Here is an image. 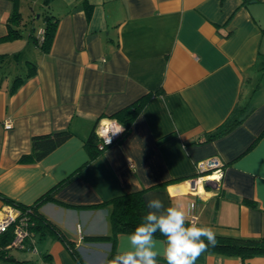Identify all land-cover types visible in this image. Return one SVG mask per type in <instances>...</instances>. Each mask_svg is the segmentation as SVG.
<instances>
[{
    "label": "crops",
    "instance_id": "1",
    "mask_svg": "<svg viewBox=\"0 0 264 264\" xmlns=\"http://www.w3.org/2000/svg\"><path fill=\"white\" fill-rule=\"evenodd\" d=\"M34 1L0 0V210L1 197L38 205L65 241L34 234V252L11 249L13 261L0 264H79L75 255L105 264L122 234L114 243L83 238L110 235L109 202L139 191L146 212L151 198L179 201L187 220L197 206V224L215 235L264 237V2L42 0L25 15ZM14 3L22 36L4 41ZM45 8L58 20L48 52L30 36ZM25 52L27 71L2 75ZM144 96L128 135L90 159L84 144L99 118ZM231 120L229 132L208 139ZM60 130L71 137L34 160L32 137ZM211 157L224 164L222 181L187 193L196 163ZM196 264H264V256L203 252Z\"/></svg>",
    "mask_w": 264,
    "mask_h": 264
},
{
    "label": "trees",
    "instance_id": "2",
    "mask_svg": "<svg viewBox=\"0 0 264 264\" xmlns=\"http://www.w3.org/2000/svg\"><path fill=\"white\" fill-rule=\"evenodd\" d=\"M43 5L47 7L48 1L45 0ZM40 15H42L43 23L41 26L42 35H40V37H37L35 33H32V35L30 36L32 37L35 45L42 52H48L54 39L58 20L46 8L45 11L42 12ZM20 24L21 15L19 13L17 5L14 3L13 9L11 11V14L9 15L6 24L7 34L1 40L12 41L20 38L22 36L21 29L20 27H18ZM30 76L31 74H28L26 75V78ZM15 83L17 84L12 91H15V89L21 83H23V81L21 80V78L17 77L15 78ZM147 99L148 98L144 96L143 98H140L131 105L115 112L110 117H106L107 119H112L116 121V123L123 127V133L115 143L122 141L128 135L133 121L138 116L140 110L144 107ZM97 123L95 124L93 132L87 137L84 144L90 159H94L97 155H99L105 150H100L98 148L99 139L95 134V128ZM235 124H237V122L235 120H231L225 125L224 129L210 135L208 139H212L214 137L229 132ZM71 135L72 134L69 130H60L46 135L32 137L31 149L33 159L36 161L43 159L57 147L65 143L71 137ZM1 199L4 201L5 204L14 206L20 209L21 211L30 209L29 215L30 220L33 222V225H30L29 228L30 231H32L34 234H37L39 236H44L48 234L53 238L65 241L63 234L61 233L59 228L52 222L47 220L38 211V205L22 206L20 204L14 203L8 198L1 197ZM41 200L47 201L53 199H51L48 194H45L41 197ZM109 204L111 206V213L109 217L111 225V234L108 236H86L83 238L85 242L96 243L108 241L114 243L117 235L128 234L132 232L133 229L137 226V224L140 223L141 218L146 214L145 204L143 201V191L123 194L117 198L112 199ZM157 236L159 237V233H157ZM215 238V246H209L205 253H213L225 257H237L243 261L258 256H264V237L242 238L215 235ZM11 240V231L0 235V257L9 261H13V259L9 256V252L11 251V249H6L5 246ZM71 251L73 253V250ZM75 258L77 259V262L79 264H83L77 255H75ZM16 264L26 263L16 262Z\"/></svg>",
    "mask_w": 264,
    "mask_h": 264
},
{
    "label": "clouds",
    "instance_id": "3",
    "mask_svg": "<svg viewBox=\"0 0 264 264\" xmlns=\"http://www.w3.org/2000/svg\"><path fill=\"white\" fill-rule=\"evenodd\" d=\"M147 208L133 231L121 235V247L106 264H158L159 258L166 264H196L209 246H215L213 229L189 223L182 202L165 206L161 199L151 198Z\"/></svg>",
    "mask_w": 264,
    "mask_h": 264
},
{
    "label": "built area",
    "instance_id": "4",
    "mask_svg": "<svg viewBox=\"0 0 264 264\" xmlns=\"http://www.w3.org/2000/svg\"><path fill=\"white\" fill-rule=\"evenodd\" d=\"M262 1L264 0H254ZM42 35L40 31L37 37ZM6 129L11 128L10 123L5 124ZM123 127L112 119H100L95 128V134L99 139L98 148L104 150L113 145L122 135L123 130L119 133L113 134L117 129ZM110 139V142L108 140ZM108 142V143H107ZM224 176V164H222L216 157L207 158L196 163L195 175L186 180V192L192 195H202L204 193V182L214 183L216 186L220 184ZM201 187V190H200ZM30 209L21 211L20 209L7 205L0 210V235L12 232V240L5 246L6 249L24 250L34 252L33 240L34 233L30 231V225L33 222L30 220ZM198 207L195 206L193 214L187 220L189 223H197Z\"/></svg>",
    "mask_w": 264,
    "mask_h": 264
},
{
    "label": "rangeland",
    "instance_id": "5",
    "mask_svg": "<svg viewBox=\"0 0 264 264\" xmlns=\"http://www.w3.org/2000/svg\"><path fill=\"white\" fill-rule=\"evenodd\" d=\"M42 0H35L34 3L36 4H33L34 6H22L21 9H22V12L27 15L29 13V10L31 9L30 7H32L33 9L35 8L36 11L37 9L40 10L42 8ZM28 4V3H26ZM26 9V10H25ZM41 18V17H40ZM39 19L35 20V24H36V27H39L41 24H42V19ZM28 55L26 54H23L22 58L20 59V63L19 65L20 66H15L14 63H12V61L9 59L7 61L4 62V64L2 65L1 67V71H2V75H12L13 77L16 75V73H20V74H24L26 71H27V68L24 66L23 64V61H24V57ZM14 68V69H13ZM12 73V74H11ZM15 73V74H14ZM13 252L15 253H18V254H29L27 252H20V251H17V250H13Z\"/></svg>",
    "mask_w": 264,
    "mask_h": 264
},
{
    "label": "bare ground",
    "instance_id": "6",
    "mask_svg": "<svg viewBox=\"0 0 264 264\" xmlns=\"http://www.w3.org/2000/svg\"><path fill=\"white\" fill-rule=\"evenodd\" d=\"M186 186H187V185H186ZM186 186H185V187H186ZM186 190H187V187H186ZM200 190H201V187H200Z\"/></svg>",
    "mask_w": 264,
    "mask_h": 264
}]
</instances>
